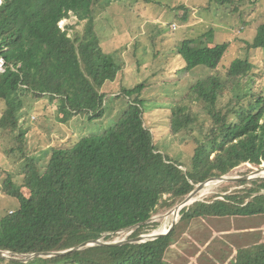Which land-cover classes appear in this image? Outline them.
Listing matches in <instances>:
<instances>
[{
    "label": "trees",
    "instance_id": "16d2710c",
    "mask_svg": "<svg viewBox=\"0 0 264 264\" xmlns=\"http://www.w3.org/2000/svg\"><path fill=\"white\" fill-rule=\"evenodd\" d=\"M95 3L0 0V100L4 103L0 128L17 130L14 136L21 152L26 132L19 121L24 90L34 97L47 94L56 99L62 121L77 114H87L89 120L102 115V88L115 79L121 66L98 45L92 22ZM71 15L87 20L74 38L68 36L67 25L62 29L58 24ZM179 43L185 70L198 65L215 69L228 46L226 42L208 44L202 36ZM250 46H264V22L257 26ZM226 67L224 78L210 74L198 79L184 96L187 103L202 102L214 118L209 134L194 149L190 170H183L153 143L138 95L144 84L123 89L124 94L136 95L111 126L50 147L43 170L31 158L24 167L23 183H14L9 175L2 181L0 190L16 198L18 207L0 216V250L25 255L66 250L92 239L108 241L120 230L131 229L126 239L150 233L158 225L149 221L154 213L175 205L207 177L227 174L243 162H264L263 94H249L254 102L228 115L220 116L216 110L219 98L244 80L251 64L235 58ZM193 120L188 104L175 105L169 113L170 131L188 128ZM252 183L256 186L244 187L242 198L225 194L223 199L216 196L182 207L173 228L154 239L97 244L26 262L0 256V263L164 264L182 222L204 216L264 214V178ZM246 197L250 198L245 202ZM233 259V264H264V242L237 248Z\"/></svg>",
    "mask_w": 264,
    "mask_h": 264
},
{
    "label": "rangeland",
    "instance_id": "374dc122",
    "mask_svg": "<svg viewBox=\"0 0 264 264\" xmlns=\"http://www.w3.org/2000/svg\"><path fill=\"white\" fill-rule=\"evenodd\" d=\"M96 2L92 22L98 45L121 66L115 79L103 86L105 96L101 117L89 120L87 114H77L62 121L57 113L56 99L47 94L34 97L25 90L20 92L22 115L19 121L26 127L23 152L16 147L18 143L14 135L17 130L0 128V184L8 175L14 183H23L24 167L31 158L36 161L39 170H43L50 147L70 144L82 136L101 133L111 126L136 95L124 94L123 89L140 83L144 84L138 94L143 120L151 131L153 143L160 152L178 161L183 170L191 169L195 147L214 125L207 106L198 101L191 104L184 101L191 84L210 74L224 78L226 66L233 59L241 58L247 59L251 68L243 76L244 80L219 98L216 110H219L220 116H225L245 109L254 102L255 97L252 96H264V46H250L257 26L264 22V0H230L224 3L217 0ZM181 5L186 8L179 7ZM183 14H186L184 20L181 19ZM86 21L71 15L58 24L62 29L67 25L68 36L74 38L76 34H81ZM199 36L208 44L226 42L228 46L215 69L198 65L185 70L184 60L177 51L179 42L198 39ZM181 103L188 104L194 113V120L188 128L172 133L169 113ZM3 110L4 103L0 100V116ZM213 155L211 153L210 157ZM222 176L228 179H219V174L207 177L199 189L195 188L202 182L195 185L189 197H184L187 200L182 198L170 208L154 213L149 221L158 225L152 232L161 227L166 231L173 220L178 222V209L182 205L188 206L196 200L210 201L216 196L223 199L225 194L244 197V187H255L252 180L264 178V162L260 165L243 162ZM249 198L246 197L245 202ZM17 207L18 200L0 190V216ZM130 232L131 229L120 230L108 241L125 240ZM174 238L165 253L164 264H233L237 248L264 242V214L199 217L191 223L182 222Z\"/></svg>",
    "mask_w": 264,
    "mask_h": 264
},
{
    "label": "water",
    "instance_id": "95a60500",
    "mask_svg": "<svg viewBox=\"0 0 264 264\" xmlns=\"http://www.w3.org/2000/svg\"><path fill=\"white\" fill-rule=\"evenodd\" d=\"M219 179H228V178H225L224 176L220 175V177H218ZM231 179H234V178H231ZM203 185V182L198 184L196 186L195 189H199L201 186ZM194 189V190H195ZM193 193L190 192L188 194V197ZM187 198V196H186ZM186 198H184L185 200H187ZM185 200H182V202H186ZM186 205H182V207H184ZM179 208L178 211L181 209ZM175 211V209H174ZM177 223V221H173L170 225V227L166 230V231H163V232H151V233H147V234H140L136 237H133L131 239H125V240H119V241H101V238L99 239H92V240H89V241H85L77 246H74V247H71L69 249H66V250H60V251H47V252H36V253H30V254H25L23 255L24 257L22 258H18V257H14V256H8L6 255V253L8 254H11L9 251H2L0 250V256L1 257H5V258H8V259H14V260H17V261H21V262H26L28 260H32L34 259L35 257H39V256H46V257H50V256H56V255H62L64 253H67L69 251H73V250H76V249H80V248H83V247H86V246H92V245H97V244H106V245H117V244H121L125 241H134V242H143V241H146V240H149V239H154L160 235H164V234H167L172 228L173 226Z\"/></svg>",
    "mask_w": 264,
    "mask_h": 264
},
{
    "label": "bare ground",
    "instance_id": "6f19581e",
    "mask_svg": "<svg viewBox=\"0 0 264 264\" xmlns=\"http://www.w3.org/2000/svg\"><path fill=\"white\" fill-rule=\"evenodd\" d=\"M175 212H177V211H175ZM175 212H173L174 213V216L176 215V213ZM172 217V216H171ZM164 219V218H163ZM165 221H167V220H165ZM173 221H175V220H173ZM172 221V222H173ZM163 222H164V220H163ZM166 228H163V227H161V228H159V230L157 231V232H162L163 230H165ZM155 232V231H154Z\"/></svg>",
    "mask_w": 264,
    "mask_h": 264
},
{
    "label": "clouds",
    "instance_id": "9594fccd",
    "mask_svg": "<svg viewBox=\"0 0 264 264\" xmlns=\"http://www.w3.org/2000/svg\"><path fill=\"white\" fill-rule=\"evenodd\" d=\"M1 61H2V63H1V65H0V69H2V64H3V60H2V59H1ZM151 232H152V231H151ZM151 232H150V233H151ZM146 234H147V233H146Z\"/></svg>",
    "mask_w": 264,
    "mask_h": 264
},
{
    "label": "crops",
    "instance_id": "0c3cea01",
    "mask_svg": "<svg viewBox=\"0 0 264 264\" xmlns=\"http://www.w3.org/2000/svg\"><path fill=\"white\" fill-rule=\"evenodd\" d=\"M103 89V88H102ZM257 243V242H256ZM246 246V245H245Z\"/></svg>",
    "mask_w": 264,
    "mask_h": 264
}]
</instances>
